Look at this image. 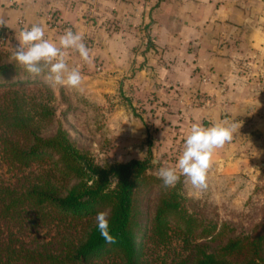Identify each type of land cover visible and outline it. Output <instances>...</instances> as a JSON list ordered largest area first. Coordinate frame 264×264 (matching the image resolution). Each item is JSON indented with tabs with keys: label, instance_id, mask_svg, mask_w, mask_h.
I'll use <instances>...</instances> for the list:
<instances>
[{
	"label": "trees",
	"instance_id": "obj_1",
	"mask_svg": "<svg viewBox=\"0 0 264 264\" xmlns=\"http://www.w3.org/2000/svg\"><path fill=\"white\" fill-rule=\"evenodd\" d=\"M44 75L0 57V264H264V226L238 232L190 211L183 176L164 187L150 149L97 164L59 123ZM153 101L132 109L147 130L168 112ZM101 211L116 243L97 228Z\"/></svg>",
	"mask_w": 264,
	"mask_h": 264
},
{
	"label": "crops",
	"instance_id": "obj_2",
	"mask_svg": "<svg viewBox=\"0 0 264 264\" xmlns=\"http://www.w3.org/2000/svg\"><path fill=\"white\" fill-rule=\"evenodd\" d=\"M20 19L57 45L69 27L90 49L88 67L124 80L139 106L154 97L169 110L154 123L168 152L180 147L176 164L194 123L227 122L237 130L207 178L264 167V0H0V30L17 45ZM65 51L68 66L81 61ZM170 124L179 126L173 147Z\"/></svg>",
	"mask_w": 264,
	"mask_h": 264
},
{
	"label": "rangeland",
	"instance_id": "obj_3",
	"mask_svg": "<svg viewBox=\"0 0 264 264\" xmlns=\"http://www.w3.org/2000/svg\"><path fill=\"white\" fill-rule=\"evenodd\" d=\"M16 47L18 45L11 40L0 45V57L4 62L20 65L15 59ZM69 66L81 72L82 91L63 85L53 86L50 82L48 86L54 93L52 103H56L59 123L82 150L97 164L105 165L143 160L148 157L150 149L155 175L158 176L161 167H171L169 161L176 158L180 147L168 152L165 148L167 140L160 137L162 126L153 121L155 129L150 127L147 130L144 123L134 116L132 109L142 112V106L127 94L124 80L101 75L97 62L88 67L78 60L71 61ZM169 113V110L165 112V117ZM169 126L172 130L168 135L177 136L179 131L174 129L178 130L179 126ZM182 190L190 211L218 225L228 223L244 233L253 231L256 226H264V167H259L258 161L250 171L207 178V188L202 191L193 189L183 176Z\"/></svg>",
	"mask_w": 264,
	"mask_h": 264
},
{
	"label": "clouds",
	"instance_id": "obj_4",
	"mask_svg": "<svg viewBox=\"0 0 264 264\" xmlns=\"http://www.w3.org/2000/svg\"><path fill=\"white\" fill-rule=\"evenodd\" d=\"M75 50L81 60L90 64V49L83 42V37L71 29L59 37L58 45L45 38L44 28L40 24H33L30 29L22 31L19 45L15 48V59L24 69L34 77L46 72L44 79L53 86L63 85L69 89L81 88L83 76L77 68L70 69L66 62V51ZM227 122L215 123L204 127L194 123L190 134L186 137L184 148L175 167H161L158 176L164 187H174L180 176L177 169L190 183L193 189L207 188L208 171L212 165V157L217 149L223 148L233 140L237 124L225 126ZM108 212L96 214L97 228L106 242L116 243L115 237L109 233Z\"/></svg>",
	"mask_w": 264,
	"mask_h": 264
},
{
	"label": "built area",
	"instance_id": "obj_5",
	"mask_svg": "<svg viewBox=\"0 0 264 264\" xmlns=\"http://www.w3.org/2000/svg\"><path fill=\"white\" fill-rule=\"evenodd\" d=\"M55 19L53 15L49 16V28L53 29L55 27ZM19 27L21 29V31H25L30 29L31 27H28L25 20L24 19H20L19 20ZM67 30L69 29V27H65ZM10 41L8 34L6 32H3L2 30H0V45H4V43H8ZM99 70V68H98ZM204 81H208V79H204Z\"/></svg>",
	"mask_w": 264,
	"mask_h": 264
}]
</instances>
